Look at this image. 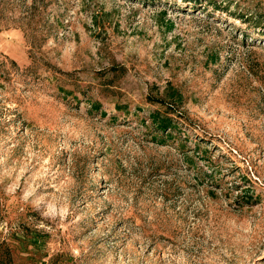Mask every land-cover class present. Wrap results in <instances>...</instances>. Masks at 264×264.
I'll list each match as a JSON object with an SVG mask.
<instances>
[{"label":"rangeland","instance_id":"1","mask_svg":"<svg viewBox=\"0 0 264 264\" xmlns=\"http://www.w3.org/2000/svg\"><path fill=\"white\" fill-rule=\"evenodd\" d=\"M0 264H264V0H0Z\"/></svg>","mask_w":264,"mask_h":264}]
</instances>
